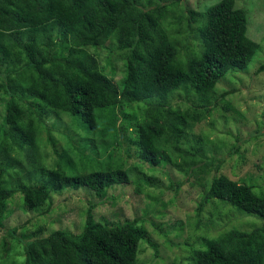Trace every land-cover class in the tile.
Returning a JSON list of instances; mask_svg holds the SVG:
<instances>
[{
  "label": "trees",
  "instance_id": "16d2710c",
  "mask_svg": "<svg viewBox=\"0 0 264 264\" xmlns=\"http://www.w3.org/2000/svg\"><path fill=\"white\" fill-rule=\"evenodd\" d=\"M181 4L185 0H0V62L6 67L23 62L0 74V231L15 198L21 213L44 215L55 193L85 190L103 200L109 188L130 184L131 173L137 192L148 185L179 189L168 175L164 188L139 166H111L109 149L121 137L148 172L169 165L187 180L194 177L190 185L201 191L196 230L218 221H255L247 231L233 225L216 236H200L191 264H264V183L217 175L223 161L209 148L218 146L209 147L208 135L194 133L208 119L212 128L218 109L225 123L228 113H235L234 121L244 118L226 99L237 90L217 94L216 86L228 75L245 73L260 45L247 37V15L235 8V0H220L204 12ZM169 17L185 27V38H197L185 45L183 58L174 25H166ZM101 50L123 61L120 81H113L111 64L107 73L100 66ZM263 71L264 63L255 73ZM63 117L78 135L73 143L64 134L69 142L59 149L56 127ZM207 203L214 209L202 223L200 210ZM92 208L78 234L52 230L37 237L40 227L27 233L24 225L5 230L0 264H11L20 245L23 264H139L140 242L156 248L144 220L102 223ZM176 224L182 222L173 225L180 229Z\"/></svg>",
  "mask_w": 264,
  "mask_h": 264
},
{
  "label": "rangeland",
  "instance_id": "374dc122",
  "mask_svg": "<svg viewBox=\"0 0 264 264\" xmlns=\"http://www.w3.org/2000/svg\"><path fill=\"white\" fill-rule=\"evenodd\" d=\"M182 1L184 3V0ZM219 1L185 0V4H181V6L186 5L196 12H204L206 8L215 5ZM235 8L246 12V35L261 47L259 46V51L253 62L248 66V70L243 74L228 75V77L220 80L216 86V92L221 94L225 90H237L234 95L226 99L234 102L235 111L245 113L244 118L241 121H234L235 113H228L232 115L229 117L232 120L225 123L219 117L221 114L224 115V110L218 109L213 114V120L215 121L213 127L211 128L208 124V119L206 122L197 125L194 128V133L196 136L200 132L208 135L211 142L209 147H212L213 143L218 146L215 151L214 147L209 148L214 152L211 156H214L218 161H223L217 175H224L227 179L238 183L245 181L246 183L263 184L264 71L259 74L255 72L264 63V0H235ZM181 11L188 16L184 8ZM172 24L174 25L172 33L176 34L181 40L179 51L180 56L183 58L185 56L183 49L185 45H192L197 41V38L194 34L191 37L189 36V39L185 38V27L182 29L169 17L166 25L171 27ZM14 48L19 50L16 46ZM22 58L24 59V57ZM98 61L100 66H105L106 73L109 72L106 66L111 64V68L114 69L112 75L114 82L122 79L124 67L123 61L119 59L118 55L114 53L111 55L101 50ZM22 65L23 62H15L11 64V67H6L7 65L0 62V74L7 70H17ZM1 110L2 107L0 106ZM63 119L64 123H58L56 127L57 132H59L55 135L57 148L59 149L69 142L64 134H67L73 143L76 142L78 135L75 131L76 126L71 129L68 125L70 120L66 117H63ZM255 134L259 136L253 140L251 136H255ZM43 137L45 138V135ZM235 137L239 139H235ZM247 138H250V140H246ZM119 141V146L116 145V147L109 149V152L112 153L111 166L114 167L120 163L124 164L126 168L139 166L147 175L154 173L157 179L161 180L164 188L169 185L171 179L174 183H180L179 189L175 187L168 189L155 188L148 185L143 188V192H137L135 188L136 177L134 173H131L130 184L116 185L109 188L103 200L89 195L85 190H66L62 193H55L51 197L50 205L44 207L45 210L48 208L47 213L44 215L37 212L31 214L21 213L17 208L20 204L19 198H15L9 208L12 213L4 222L3 230L0 231V239L6 234L5 230L23 225L27 233L34 232L36 228L40 227L42 231L40 233L36 232L37 237L45 236L52 230H65L78 234L84 225L87 210L93 205L92 216H94L95 221L117 224L134 219L144 220V226L148 231L147 238L156 245V248L154 249L148 243L140 242L139 264H191V250L196 246V243L198 244L199 241L197 240L200 236H216L219 231L224 228L229 229L233 225L246 231L256 225L255 221L250 218H239L229 223L218 221L215 226H210L209 229L201 227L196 230L193 227L194 222L197 221L196 213L201 202V191L196 184L191 187L190 184L195 182L194 177L191 176L187 180L188 176H184V173L172 169L169 165L159 166L153 172H148L147 170H151L150 167L147 164H141L133 155L135 149L133 147L128 148V144L126 143V145L125 140L121 137ZM218 141L224 143V146H219ZM234 146L239 147V153L236 154L235 151L231 150L235 148ZM45 151L50 153L51 158L54 156L49 146ZM104 158L106 159V156ZM214 175L215 171L212 170L209 180ZM213 209V206L209 203L201 208L200 220H202V223L208 220ZM214 218L213 216L212 221ZM177 221L182 222V226L176 224L180 229L173 226ZM152 223L156 226H153ZM19 234L20 230L17 231V235ZM32 234H30V237ZM22 247V245L18 246L17 250L12 253V259L7 263H24L25 256ZM2 256L5 257L4 253H2Z\"/></svg>",
  "mask_w": 264,
  "mask_h": 264
}]
</instances>
